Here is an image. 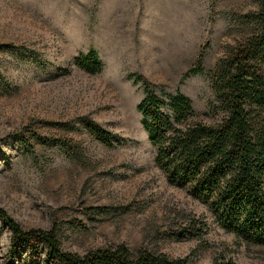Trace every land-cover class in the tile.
<instances>
[{"label": "rangeland", "instance_id": "1", "mask_svg": "<svg viewBox=\"0 0 264 264\" xmlns=\"http://www.w3.org/2000/svg\"><path fill=\"white\" fill-rule=\"evenodd\" d=\"M260 1L0 0V209L23 230L55 227L62 249L78 254L122 244L186 264H264L259 249L238 247L203 204L167 183L136 110L143 85L128 78L141 76L162 97L180 91L207 112L210 72L247 36L243 17ZM89 50L99 74L73 65ZM200 58L204 72L185 77ZM84 120L117 142L95 141ZM35 136L70 146H41ZM202 224L200 240L182 237ZM10 238L0 221V264Z\"/></svg>", "mask_w": 264, "mask_h": 264}, {"label": "trees", "instance_id": "2", "mask_svg": "<svg viewBox=\"0 0 264 264\" xmlns=\"http://www.w3.org/2000/svg\"><path fill=\"white\" fill-rule=\"evenodd\" d=\"M247 36L227 46L209 79L214 101L207 112L194 110L190 99L176 91L157 95L139 75L144 95L136 106L140 124L155 150L154 163L169 185L182 188L203 204L218 228L234 237L236 245L257 248L264 255V0L258 11L243 17ZM81 71L95 75L103 66L89 50L73 59ZM204 72L202 59L185 77ZM209 117L208 122L201 116ZM84 130L97 142L113 147L117 137L95 122L84 120ZM37 144L66 148L70 143L35 136ZM27 145V144H25ZM27 147V146H26ZM95 215L125 213L128 208H91ZM0 221L11 232L6 264H186L145 249L125 245L96 248L82 254L62 249L57 229L23 230L0 209ZM182 231L200 240L206 224ZM207 248V247H206ZM25 253V255H24ZM230 264V263H228Z\"/></svg>", "mask_w": 264, "mask_h": 264}]
</instances>
